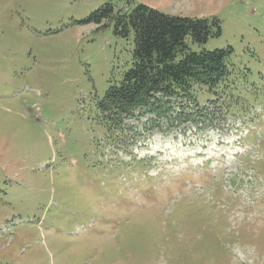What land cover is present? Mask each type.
<instances>
[{"label":"rangeland","instance_id":"374dc122","mask_svg":"<svg viewBox=\"0 0 264 264\" xmlns=\"http://www.w3.org/2000/svg\"><path fill=\"white\" fill-rule=\"evenodd\" d=\"M138 4L220 20L188 42L232 48L231 101L109 134ZM0 264H264V0H0Z\"/></svg>","mask_w":264,"mask_h":264},{"label":"trees","instance_id":"16d2710c","mask_svg":"<svg viewBox=\"0 0 264 264\" xmlns=\"http://www.w3.org/2000/svg\"><path fill=\"white\" fill-rule=\"evenodd\" d=\"M116 30L124 36L133 32L135 46L132 66L99 101L109 131L121 127L124 117L138 109L171 121L170 114L179 100L198 106L200 98L214 104L231 101L229 95L227 100L222 99L221 93L226 96L230 87L228 57L232 48L196 51L188 42L203 45L211 36H219L221 25L216 16L166 14L138 4L118 16ZM185 112L183 108L177 120L191 117Z\"/></svg>","mask_w":264,"mask_h":264}]
</instances>
